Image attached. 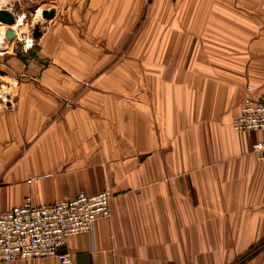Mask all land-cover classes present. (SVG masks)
I'll list each match as a JSON object with an SVG mask.
<instances>
[{
	"label": "crops",
	"instance_id": "1",
	"mask_svg": "<svg viewBox=\"0 0 264 264\" xmlns=\"http://www.w3.org/2000/svg\"><path fill=\"white\" fill-rule=\"evenodd\" d=\"M57 6V65L0 84V211L110 189L72 264H264V130L232 127L264 98V0Z\"/></svg>",
	"mask_w": 264,
	"mask_h": 264
},
{
	"label": "built area",
	"instance_id": "2",
	"mask_svg": "<svg viewBox=\"0 0 264 264\" xmlns=\"http://www.w3.org/2000/svg\"><path fill=\"white\" fill-rule=\"evenodd\" d=\"M232 127L240 132L264 130V98H247ZM252 149L264 157V138ZM112 196L110 189L94 194L82 191L51 203L34 204L27 199L0 211V261L56 256L63 264H72L73 257L65 249L68 237L93 232L97 220L111 215Z\"/></svg>",
	"mask_w": 264,
	"mask_h": 264
},
{
	"label": "rangeland",
	"instance_id": "3",
	"mask_svg": "<svg viewBox=\"0 0 264 264\" xmlns=\"http://www.w3.org/2000/svg\"><path fill=\"white\" fill-rule=\"evenodd\" d=\"M58 2L59 0H0V31L3 36L0 40V84L27 80L26 71H22L24 69L38 70L57 65L51 57L43 54L45 37L60 30L61 9L57 6ZM5 13H11L16 19L20 18L18 27L11 29L15 32L14 37L8 31L17 21L12 25L5 23ZM97 30L99 29L96 28ZM98 35L96 32V37ZM31 39L33 42L29 46L28 41ZM12 69L15 74H11Z\"/></svg>",
	"mask_w": 264,
	"mask_h": 264
},
{
	"label": "water",
	"instance_id": "4",
	"mask_svg": "<svg viewBox=\"0 0 264 264\" xmlns=\"http://www.w3.org/2000/svg\"><path fill=\"white\" fill-rule=\"evenodd\" d=\"M3 20H4L5 23H7L9 25H12L14 23V21H15V18H14V16L11 13H5L3 15ZM8 33H9V35L11 37L15 36V32L13 30L9 29Z\"/></svg>",
	"mask_w": 264,
	"mask_h": 264
},
{
	"label": "bare ground",
	"instance_id": "5",
	"mask_svg": "<svg viewBox=\"0 0 264 264\" xmlns=\"http://www.w3.org/2000/svg\"><path fill=\"white\" fill-rule=\"evenodd\" d=\"M15 20L17 21V23H15V24H13L12 26H10V28H9L10 30L13 29V28L18 27V25H19V21H20V18H19V19H18V18H17V19L15 18ZM0 35H1V31H0Z\"/></svg>",
	"mask_w": 264,
	"mask_h": 264
},
{
	"label": "clouds",
	"instance_id": "6",
	"mask_svg": "<svg viewBox=\"0 0 264 264\" xmlns=\"http://www.w3.org/2000/svg\"><path fill=\"white\" fill-rule=\"evenodd\" d=\"M2 39H3V36L0 35V40H2ZM30 44H31V41H29V46H30Z\"/></svg>",
	"mask_w": 264,
	"mask_h": 264
}]
</instances>
